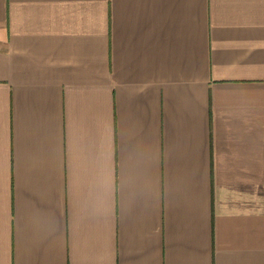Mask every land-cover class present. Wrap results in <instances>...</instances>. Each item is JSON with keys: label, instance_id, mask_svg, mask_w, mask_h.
Instances as JSON below:
<instances>
[{"label": "crops", "instance_id": "0c3cea01", "mask_svg": "<svg viewBox=\"0 0 264 264\" xmlns=\"http://www.w3.org/2000/svg\"><path fill=\"white\" fill-rule=\"evenodd\" d=\"M0 264H264V0H0Z\"/></svg>", "mask_w": 264, "mask_h": 264}, {"label": "clouds", "instance_id": "9594fccd", "mask_svg": "<svg viewBox=\"0 0 264 264\" xmlns=\"http://www.w3.org/2000/svg\"><path fill=\"white\" fill-rule=\"evenodd\" d=\"M107 188V180L103 173L87 177L85 181L86 202L102 199L106 195Z\"/></svg>", "mask_w": 264, "mask_h": 264}]
</instances>
